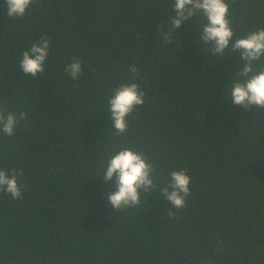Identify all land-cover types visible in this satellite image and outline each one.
<instances>
[{"label": "trees", "instance_id": "trees-1", "mask_svg": "<svg viewBox=\"0 0 264 264\" xmlns=\"http://www.w3.org/2000/svg\"><path fill=\"white\" fill-rule=\"evenodd\" d=\"M174 2L34 0L12 19L0 0V108L27 113L0 133V168L22 169L26 185L15 200L0 191V264H264V108L220 103L244 61L196 43L194 19L160 41ZM227 2L237 36L264 28V0ZM41 35L45 71L25 76L19 60ZM74 57L77 80L64 72ZM129 77L144 104L115 142L154 162L156 187L144 206L115 211L113 182L98 173L114 142L107 99ZM181 168L191 194L170 218L158 190Z\"/></svg>", "mask_w": 264, "mask_h": 264}, {"label": "clouds", "instance_id": "clouds-1", "mask_svg": "<svg viewBox=\"0 0 264 264\" xmlns=\"http://www.w3.org/2000/svg\"><path fill=\"white\" fill-rule=\"evenodd\" d=\"M34 3V0H6L7 15L10 18H23ZM174 16L167 18L156 34L165 45L173 43V29L179 28L183 21L194 19L198 30L196 43L205 47L211 55L222 59L225 55L235 53L238 64L244 61L242 68L234 67L233 75L222 86L220 103L230 99L233 105L241 106L246 111L255 108H264V28L260 23L253 29L246 30L237 36L233 28V20L227 0H175L172 5ZM197 19L200 21L197 26ZM167 29V30H166ZM198 45V44H197ZM50 39L41 35L38 42L22 53L19 60V69L25 76L37 77L45 71V61L48 58ZM200 48V47H199ZM129 72L139 77L140 70L135 65H129ZM65 74L77 80L82 74V65L79 58H73L64 68ZM223 96V99L221 97ZM145 93L139 84L129 77V82L118 84L112 89L107 99L109 120L112 124L114 142L112 150L105 154V163L102 165L104 181H112L115 191L107 193L108 203L115 211L128 208H137L146 204V195L156 187V165L148 156L134 147H119L115 137L123 136L128 130V117L144 104ZM27 113L20 111H6L0 108V133L12 136L20 121ZM257 139L261 134L256 125ZM24 175L22 169L5 170L0 168V191L9 194L12 199H19L23 195L22 189L26 185L18 183V177ZM169 179L159 186V194L172 207L167 212L168 217H176L177 211L186 206L191 194V177L183 168L171 170ZM176 211H174V210Z\"/></svg>", "mask_w": 264, "mask_h": 264}]
</instances>
